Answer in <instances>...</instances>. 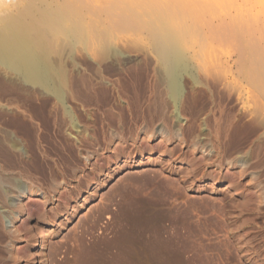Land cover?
<instances>
[{
    "label": "bare ground",
    "instance_id": "6f19581e",
    "mask_svg": "<svg viewBox=\"0 0 264 264\" xmlns=\"http://www.w3.org/2000/svg\"><path fill=\"white\" fill-rule=\"evenodd\" d=\"M120 38L147 50L148 100L170 97L188 133L201 115L204 150L176 152L163 138L150 137L130 151L116 145L107 161L96 158L99 178L86 179L78 200L66 190L48 195L32 188L23 177L43 152L46 119L58 122L63 106L74 123L69 100L83 92L96 95L103 82L93 79L77 56L99 63L104 54L117 53L114 43ZM137 63L126 72L137 71ZM107 83L122 85L120 79ZM0 85L9 88L4 92L15 91L0 95V264H50L49 239L66 229L89 195L124 165L147 167V172L167 164L196 191L208 186L227 191L240 206L256 199L233 169L202 171L201 165L206 154L222 166L237 138L245 139L236 146L235 162L264 161V0H0ZM194 106L200 114H181ZM5 251L13 259L8 261Z\"/></svg>",
    "mask_w": 264,
    "mask_h": 264
},
{
    "label": "rangeland",
    "instance_id": "374dc122",
    "mask_svg": "<svg viewBox=\"0 0 264 264\" xmlns=\"http://www.w3.org/2000/svg\"><path fill=\"white\" fill-rule=\"evenodd\" d=\"M131 41L120 38L114 43L117 53L104 54L99 63L77 56L79 64L88 65L93 79L103 81L100 90L96 95L83 92L79 100H69L74 123L65 116L63 106L58 122L44 118L40 141L43 152L36 156L33 166H27L31 173L23 177L24 183H33L32 188L41 187L48 195L66 190L77 199L89 176L99 178L96 158L107 161L105 157L116 145L130 151L141 141L160 137L176 152L181 148L190 151L188 154L204 150L201 115L193 132L188 133L170 97L153 96L148 100L149 69L143 62L147 50ZM134 62L141 63L139 69L126 72ZM116 79L121 80L120 87L107 83ZM8 89L0 85V95L15 94L4 92ZM184 111L181 114L191 118L200 114L195 106L192 111ZM244 139L233 142L234 150L229 148L222 166L215 155L205 154L201 170L233 169L241 183L256 192L250 205H237L239 199L210 186L196 191L190 179L167 164L151 166L147 172V167L124 165L89 195L85 207L71 218L66 229L49 239L50 264H264V161L248 158L245 163L235 162L236 146ZM254 165L262 167L258 171ZM10 254L5 251L8 261L14 257Z\"/></svg>",
    "mask_w": 264,
    "mask_h": 264
}]
</instances>
